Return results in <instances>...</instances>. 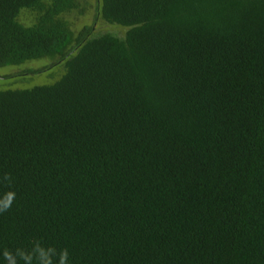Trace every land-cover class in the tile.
Instances as JSON below:
<instances>
[{"label":"trees","instance_id":"obj_1","mask_svg":"<svg viewBox=\"0 0 264 264\" xmlns=\"http://www.w3.org/2000/svg\"><path fill=\"white\" fill-rule=\"evenodd\" d=\"M96 7L125 33L75 31L77 0H0V68L64 67L0 91V193H16L0 253L39 240L69 264H264V0Z\"/></svg>","mask_w":264,"mask_h":264},{"label":"rangeland","instance_id":"obj_2","mask_svg":"<svg viewBox=\"0 0 264 264\" xmlns=\"http://www.w3.org/2000/svg\"><path fill=\"white\" fill-rule=\"evenodd\" d=\"M99 0H77L78 8L72 11L66 19L69 21L71 27L77 31L84 25H91L94 22V17L97 11ZM30 16L24 13L20 19L28 22ZM94 33L104 32H118L120 35L125 33V28L120 29L113 26H107L95 19ZM47 68L39 74L27 75L28 71L40 70ZM64 74L63 63L52 62L47 58L38 60L26 61L20 65H12L0 68V91L6 90H27L35 86L52 85Z\"/></svg>","mask_w":264,"mask_h":264},{"label":"clouds","instance_id":"obj_3","mask_svg":"<svg viewBox=\"0 0 264 264\" xmlns=\"http://www.w3.org/2000/svg\"><path fill=\"white\" fill-rule=\"evenodd\" d=\"M14 177L11 173L0 175V185L11 189ZM16 200V193L12 190L0 193V214L9 211ZM3 256L7 264H69V250H57L53 246L45 247L39 240L32 241L30 249L17 248L14 252L5 250Z\"/></svg>","mask_w":264,"mask_h":264}]
</instances>
